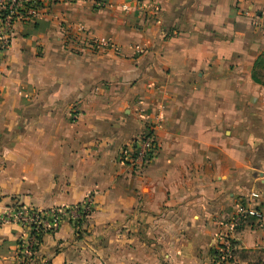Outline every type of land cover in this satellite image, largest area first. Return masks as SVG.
Masks as SVG:
<instances>
[{
  "label": "crops",
  "instance_id": "1",
  "mask_svg": "<svg viewBox=\"0 0 264 264\" xmlns=\"http://www.w3.org/2000/svg\"><path fill=\"white\" fill-rule=\"evenodd\" d=\"M262 53L264 0L58 1L16 22L0 56V215L92 204L29 259L28 231L0 223V264H217L222 235L231 264H264ZM141 111L160 120L139 168L125 155ZM252 192L262 219L232 228Z\"/></svg>",
  "mask_w": 264,
  "mask_h": 264
},
{
  "label": "built area",
  "instance_id": "2",
  "mask_svg": "<svg viewBox=\"0 0 264 264\" xmlns=\"http://www.w3.org/2000/svg\"><path fill=\"white\" fill-rule=\"evenodd\" d=\"M58 1L63 3H74L80 0H0V56L10 45L13 27L16 22L29 23L38 18L42 7L54 4ZM123 9L126 8L123 7ZM153 11L158 13V7H153ZM88 45L92 49H110L116 52L115 47L105 41L89 40ZM136 52H139L138 47H136ZM141 116L144 120L150 118L149 115H145L143 111H141ZM151 120L152 126H144L137 142L125 155L131 164L139 168L147 165L156 152L154 131L158 126L160 117L156 114L151 117ZM146 130H148L151 135H147L148 132ZM148 155H151V157L149 158ZM258 197V193L252 192L249 195V199H242L236 204L234 214L230 219L232 228L237 227L247 218L256 220L262 219V213L252 206L250 202L251 199L255 200ZM91 204L92 199L90 196H87L79 206H74L66 210H41L14 204L0 215V223L11 224L28 231L26 238L22 240L20 255L22 260L29 259L32 258L39 244L40 237L54 233L59 228L65 212L69 211L73 219L78 222L86 214H90ZM231 256L232 249L230 240L227 236L222 235L216 248V263L227 264Z\"/></svg>",
  "mask_w": 264,
  "mask_h": 264
},
{
  "label": "trees",
  "instance_id": "3",
  "mask_svg": "<svg viewBox=\"0 0 264 264\" xmlns=\"http://www.w3.org/2000/svg\"><path fill=\"white\" fill-rule=\"evenodd\" d=\"M257 67H263L264 68V53H262L257 59H256V61H255V63H254V68H257ZM252 80L255 82V83H257V84H260L261 83V81H260V79L257 77V75L255 74V72L253 73V75H252ZM147 132H148V130H146ZM147 135H151V133H149L148 132V134ZM148 157L150 158L151 157V155H148ZM88 214H86L85 216H87ZM84 216V217H85ZM82 218V219H80L78 222H77V224H76V226H77V230L79 231V229L81 228V225L85 222V220H86V218L88 217H86V218ZM40 240H41V237H40V239H39V242H40ZM230 245H231V242H230Z\"/></svg>",
  "mask_w": 264,
  "mask_h": 264
},
{
  "label": "rangeland",
  "instance_id": "4",
  "mask_svg": "<svg viewBox=\"0 0 264 264\" xmlns=\"http://www.w3.org/2000/svg\"><path fill=\"white\" fill-rule=\"evenodd\" d=\"M152 11H153V9H152ZM155 11H153V13H154ZM138 49H139V52H136V47H135V52L136 53H140L141 52V49L138 47ZM145 111H143V113H144ZM145 115H147L146 113H145ZM151 118H148L147 120H145V122H144V126H147V127H150V126H152V124H151ZM143 126V127H144ZM156 130V129H155ZM142 131H143V128H142ZM232 257L233 256H231V258L227 261V264H231V263H234L233 261H232Z\"/></svg>",
  "mask_w": 264,
  "mask_h": 264
}]
</instances>
